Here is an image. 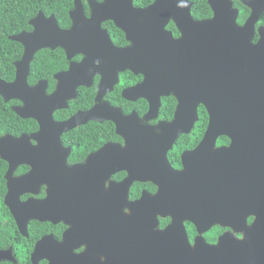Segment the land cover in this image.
I'll list each match as a JSON object with an SVG mask.
<instances>
[{
  "label": "flooded vegetation",
  "instance_id": "obj_1",
  "mask_svg": "<svg viewBox=\"0 0 264 264\" xmlns=\"http://www.w3.org/2000/svg\"><path fill=\"white\" fill-rule=\"evenodd\" d=\"M156 1L13 0L11 15L1 10L0 78L14 82L32 57V92L0 94L17 124L0 125V264H162L163 252L183 258L243 237L220 224L206 231V207H219L206 205L212 182L235 186L223 214L242 215L247 193L264 210V0L213 1L231 17L219 38L234 48L218 51H206L210 0H163L149 17L124 18ZM210 69L224 72L231 128L206 146Z\"/></svg>",
  "mask_w": 264,
  "mask_h": 264
},
{
  "label": "water",
  "instance_id": "obj_2",
  "mask_svg": "<svg viewBox=\"0 0 264 264\" xmlns=\"http://www.w3.org/2000/svg\"><path fill=\"white\" fill-rule=\"evenodd\" d=\"M161 1L163 0H157L154 5L146 9H131V14L128 16L121 15V17H149L153 15L152 13L155 12L158 2ZM213 1L214 0H210V4L215 12V15L211 20L204 22L206 27L211 26L212 29H214L211 30L210 35H206V51L233 49V46H222V38H219V27L223 25L220 19L231 17H223L221 15L220 7L216 6ZM176 2L181 1L178 0ZM104 11L107 14L105 17L120 18V14H116V10L110 11V9L106 8ZM229 25L232 27L236 25V23H229ZM232 33L230 36H228V40L230 38V42L234 41V39L240 41L238 37H240L241 32L237 33V36L232 35ZM30 36L31 35L29 34L23 33L19 36H16L15 39L26 40ZM184 41L187 42V39ZM31 58L32 57L28 56L24 57L23 61L21 62L22 64L18 67L17 78L14 82L8 83L0 78V94L3 95L6 100L14 97H19L22 99L24 98L27 100L28 94L32 92L27 85V76L30 64L29 62ZM223 74L224 72L221 70H206V108L210 113V121L206 134V146L208 143L207 139H214L220 134L222 130L231 128L221 120L219 100L223 91L222 89H224L222 88L224 85L222 79ZM58 96L59 94H56L46 99H55ZM21 114L22 116L27 117V108L24 109ZM40 122L41 131L47 129L41 119ZM73 124L74 120H70L63 123L61 126L62 129H67L72 127ZM170 127L176 128L177 122L171 124ZM118 128H122L121 125L119 126V122ZM40 136H42V134ZM1 142L2 138L0 137V143ZM182 175L184 174L170 171L171 177H182ZM210 178L211 180L214 179L213 181H218L215 179H220L221 176L220 173H218L214 175V177ZM206 186L209 188L206 196V205L207 202H210V206L215 202L219 205V207H206V212L209 213L206 215V231L211 229L213 226L220 224L223 226H230L235 230H238L243 234V237L239 238L231 233H227L223 235L216 244H209L207 242L204 245L198 244L193 249H190V256L188 255L183 258L172 255L171 253L163 252L161 256L163 258L162 264H264V210L259 209L258 211H255V207L252 208V200L250 199L251 196L249 193H247L242 202H246L251 208L248 206L244 207L243 214L238 216H228L223 214L224 208L221 206L222 201H236L235 196H233L234 198H229L226 196V192H231L233 195L236 194L235 186H233L234 189L232 191L226 190L228 185L219 181L212 182V184ZM246 192L247 191H244L243 193ZM252 209L254 211H252ZM251 214L255 215L256 218L252 224H249L248 216ZM193 219L195 221L197 220L196 218ZM200 225H202V223ZM166 233L164 234L168 235L170 232Z\"/></svg>",
  "mask_w": 264,
  "mask_h": 264
},
{
  "label": "trees",
  "instance_id": "obj_3",
  "mask_svg": "<svg viewBox=\"0 0 264 264\" xmlns=\"http://www.w3.org/2000/svg\"><path fill=\"white\" fill-rule=\"evenodd\" d=\"M14 7H15V2H13V0H0V17L2 14L1 10L3 8H6V10L8 12H10V15H11V12L13 11ZM14 16L20 17L21 15L19 13H17ZM3 74H5L7 77H10L12 75V72H3ZM3 110H4V103H3L2 99L0 98V117L2 118V120H1L2 123L0 125L3 128L6 126H9V127L13 126V129H15L17 124L13 123L12 118H11L12 114L9 111L4 112ZM17 129H20V128L17 127Z\"/></svg>",
  "mask_w": 264,
  "mask_h": 264
}]
</instances>
